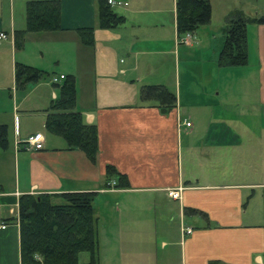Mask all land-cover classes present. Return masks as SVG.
I'll return each mask as SVG.
<instances>
[{"label":"crops","instance_id":"crops-1","mask_svg":"<svg viewBox=\"0 0 264 264\" xmlns=\"http://www.w3.org/2000/svg\"><path fill=\"white\" fill-rule=\"evenodd\" d=\"M27 1L0 0V31L8 34L0 39V65L8 58L0 89L7 78L14 79L8 85L12 115L0 118L10 137L8 147L0 149V222L7 224L0 230V264H22L21 195L66 191L94 194L100 264H264V22L248 25V61L239 64L256 74L258 99H248L246 110H233L222 108L218 87L194 88L189 49L178 40L176 0H125L128 4L114 7L125 16L116 27L98 24V0H60L62 27L26 31L18 45L15 32L26 28ZM218 1L228 5L225 23L214 21ZM232 1L211 0V21L184 43L190 48L210 43L213 54L203 61L220 71L233 67L218 60L228 13L264 15L259 10L249 15ZM89 26L94 27L91 45L78 32ZM18 61L49 75L18 88ZM61 73L75 76V108L98 127L96 162L46 128L48 107L63 82L51 77ZM150 83L174 90L175 106L163 110L141 101L140 88ZM38 131L44 147L29 149L27 138ZM223 150L229 154L228 172L219 168ZM109 163L128 176L129 186L108 177ZM178 186H183L181 198L174 199L168 188ZM183 226L192 233L183 235Z\"/></svg>","mask_w":264,"mask_h":264},{"label":"trees","instance_id":"trees-1","mask_svg":"<svg viewBox=\"0 0 264 264\" xmlns=\"http://www.w3.org/2000/svg\"><path fill=\"white\" fill-rule=\"evenodd\" d=\"M98 24L116 27L125 16L116 12L108 0H98ZM178 33L196 31L211 21V0H176ZM27 25L17 29L16 44L21 45L26 31L56 30L61 25L60 0H29L26 3ZM264 22V15L248 16L241 10H232L226 17L224 42L219 52L221 65H239L248 61V25ZM85 44L94 43V27L78 28ZM49 72L37 66L18 61L15 80L18 88L37 82ZM76 80L65 74L60 93L52 100L47 114L46 128L63 136L67 148H78L96 162L99 150L98 127L88 122L76 106ZM140 99L160 106L163 110L175 106L177 94L165 84H143ZM9 126L0 123V149L9 145ZM108 177H117V186L130 185L128 176L115 165L107 164ZM56 199L61 202H56ZM94 194L90 191H66L62 194H23L19 200V224L22 264H100L98 218L94 209ZM89 253L87 262L80 254ZM219 264V262H211Z\"/></svg>","mask_w":264,"mask_h":264},{"label":"rangeland","instance_id":"rangeland-1","mask_svg":"<svg viewBox=\"0 0 264 264\" xmlns=\"http://www.w3.org/2000/svg\"><path fill=\"white\" fill-rule=\"evenodd\" d=\"M246 1H252V3H255V0H246ZM233 3L236 2V5H233L234 7H237L239 9L244 10L246 13L249 12V15L256 14L257 10H259L257 14L264 13V0H261L262 5H238L241 4L240 0H233ZM231 2V3H232ZM219 3V1H218ZM232 3V4H233ZM228 5H222L217 4L214 5V21L218 23H225V8ZM231 6V5H230ZM120 7V6H119ZM0 11H2L0 9ZM3 12L5 13V9H3ZM204 33H207V29L203 28ZM216 31L220 32L219 27H215ZM195 33V31H194ZM196 35V34H195ZM195 40V39H194ZM180 45L183 46V49L187 47L189 50H187V58L191 63H189V72L192 75L191 81L193 83V86L195 89L200 90L202 86H206V92L210 90L213 86L218 87L220 90V102L224 107H230V109L233 108V110H246L249 108L246 101L249 99H258V79L256 74L253 72V74L250 72L251 69L245 67L244 65H233V67L225 68L224 70L220 71L217 70V68L212 67V63H206L203 61V57L212 55L213 54V47L209 43L203 42V44L195 45L193 47H189L184 43H190V42H179ZM1 46V45H0ZM203 52L201 53V51ZM201 53V54H200ZM185 57V53L183 55ZM6 57L1 58V65H0V80L4 79V76H6L5 71V62L8 61V58L4 59ZM240 67V68H239ZM215 70L218 72L215 73ZM6 73V74H5ZM44 78H47L44 77ZM43 78V79H44ZM52 78V77H51ZM7 84L10 86L13 84L14 79L13 77L7 78ZM8 85H6L4 88L0 89V118L5 116H11L12 110L9 108L10 103L13 101L12 97L10 96V91H12ZM226 105V106H225ZM228 152L227 150H223V154L221 155L220 160V166L219 168L222 171L228 172L229 165H228ZM190 167V163L186 162V168ZM242 175L244 174L243 171ZM253 174L252 171H247V174ZM229 175V174H228ZM255 175L259 176L260 171H256ZM248 176V175H247ZM223 177V176H221ZM227 178H229L227 176ZM56 202H61V200H56ZM175 220L172 224V226L176 227L178 225V221ZM161 235L159 234L157 237V246L160 248V241H161ZM161 249H159L160 251ZM89 259V253L83 252L80 254V261H88Z\"/></svg>","mask_w":264,"mask_h":264},{"label":"built area","instance_id":"built-area-1","mask_svg":"<svg viewBox=\"0 0 264 264\" xmlns=\"http://www.w3.org/2000/svg\"><path fill=\"white\" fill-rule=\"evenodd\" d=\"M108 3H110L113 7H115V6L126 5V4H128V1H125V0H108ZM7 37H8L7 32L1 30L0 31V39H4ZM195 38H196V35H195L194 31H186V32L178 35V40L184 41V42H191ZM64 77H65V74L61 73L60 75H53L51 79L53 82H58L60 79H62ZM185 123L187 125H191L192 122L189 120H185ZM26 142H27V147L29 149H42L44 147V135L41 131H38V132L30 135L27 138ZM182 189H183V186L169 187L168 188V194L170 197H172L174 199H180ZM6 227H7V224L5 222H0V230L5 229ZM192 231H193V228L190 226H183L182 227L183 235L191 234Z\"/></svg>","mask_w":264,"mask_h":264}]
</instances>
